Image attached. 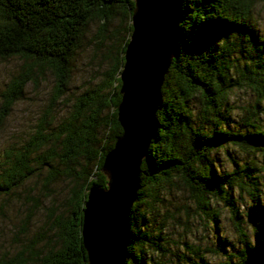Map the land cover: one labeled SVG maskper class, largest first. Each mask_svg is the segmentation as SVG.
I'll use <instances>...</instances> for the list:
<instances>
[{"label":"trees","instance_id":"obj_1","mask_svg":"<svg viewBox=\"0 0 264 264\" xmlns=\"http://www.w3.org/2000/svg\"><path fill=\"white\" fill-rule=\"evenodd\" d=\"M255 1L182 0L175 52L160 87L155 133L139 164V186L128 213L124 264H160L151 255L170 252L162 224L148 222L163 200V190L171 189L187 193L190 204L178 207L186 219L213 224L222 208L236 234L237 245L224 248V258L216 262L202 258L199 246L184 242L190 264H264V207L250 216L249 238L237 203L242 192L257 205L261 195L254 154L264 151V128L257 121L258 105L264 103V52L263 38L251 17ZM133 9V0H0V59L21 60L18 71L0 89V125L27 82L37 83L45 70L53 77L48 102L29 136L2 154L0 190L10 191L41 167L46 170L44 192L59 176L67 190L58 211L48 209L43 225L48 222L46 230L52 232L46 250L34 248L37 239L45 236L42 225L38 238L24 245L8 264H87L80 235L82 210L89 187L106 186L101 171L104 156L122 133L117 119L119 73L133 29ZM91 21L97 24L96 48L106 41L107 64L99 81L78 94L67 115L54 123L53 105L65 93L69 61ZM108 25L114 29L106 34ZM234 88L248 90L253 97L242 109L237 127L229 126L228 98ZM193 98L198 105L194 113L189 107ZM229 147L251 155L246 160L230 158L232 167L219 170L213 154ZM28 200L29 207L38 206L34 197ZM175 215L165 211L161 220L178 223Z\"/></svg>","mask_w":264,"mask_h":264},{"label":"rangeland","instance_id":"obj_2","mask_svg":"<svg viewBox=\"0 0 264 264\" xmlns=\"http://www.w3.org/2000/svg\"><path fill=\"white\" fill-rule=\"evenodd\" d=\"M251 17L255 31L263 38L264 52L263 0L255 1ZM96 28L97 24L94 21L89 22L80 37L78 47L74 50L73 56L69 61L70 76L67 88L65 93L53 105L51 112L54 117V123L67 115L73 99L78 94L93 87L99 81L101 72L107 64L104 58V44H106V41L103 42L99 50L95 46ZM106 29V34H108L114 28L108 25ZM20 64L21 60L17 57L0 59V89L9 76L18 71ZM52 84L53 77L48 70L44 71L43 78L38 79L37 83L29 81L25 84L21 97L12 104L10 112L2 122V125H0V163L4 160L2 154L4 155L6 149L18 147L29 136L36 118H38L48 102ZM228 102L232 105V122L229 123V126L237 127L244 115L242 109L253 102V97L248 90L234 88L229 94ZM197 106L195 98L189 101V107L193 113L196 112ZM258 110L257 121L259 126L264 128V103L258 105ZM250 155H245L238 152L236 148L229 147L227 152L224 148L216 150L213 157L219 170H228L232 167L230 158L235 157L237 160H246ZM254 161L260 167L258 172V190L261 195L259 196V202H257L258 205L245 192H242L237 199L239 208L243 212L249 238H251V234L249 233L248 221L252 219L250 216L259 208L264 207V151L256 152ZM2 166L0 165V167ZM45 171V167H41L40 171H34L21 184L13 187L10 191L0 190V264H8L16 252L21 250L24 245L37 239L36 234L40 233V230L42 231L41 226L47 220L48 209L53 208L57 212L62 205L67 191L65 179L61 176L53 179L44 192L43 179ZM161 195V200H163L155 205L157 215L152 211L151 214L154 213V215L147 222L153 226L162 224L161 234L168 241L169 244L167 245L170 252L164 256L155 253L154 256L151 255L152 261L156 259L160 264H190V252L183 246V243L186 242L187 244L192 243L199 246L202 258L209 262H216L224 258L222 253L224 248L237 245L236 234L227 220L225 209L221 208L219 218L215 223L212 224L211 221L203 223L199 219H186L182 207L178 209L179 205L190 204L185 191L171 189L166 192V190H163ZM28 196L37 199L38 206L36 208L33 205L29 207L30 200H28ZM165 211L174 215L175 211H177L178 214L176 213L177 216H175L178 217V223L172 222L171 218L162 222L161 219ZM28 212L31 213L26 222L25 215ZM256 219L255 217L253 220L256 221ZM261 221L264 222V218H261ZM24 224L26 225L24 226ZM47 226H49L48 222L44 226L45 232L43 233H45V236L35 242L34 248L36 250H46V242L52 232L51 230H46ZM179 242H182L181 248L178 247ZM205 247L214 249V252L204 250ZM181 254H183L182 258L179 257Z\"/></svg>","mask_w":264,"mask_h":264},{"label":"water","instance_id":"obj_3","mask_svg":"<svg viewBox=\"0 0 264 264\" xmlns=\"http://www.w3.org/2000/svg\"><path fill=\"white\" fill-rule=\"evenodd\" d=\"M133 1V29L119 73L117 119L122 133L104 156L106 186H90L82 210L80 235L87 264H124L139 164L155 133L160 87L175 52L182 14V0Z\"/></svg>","mask_w":264,"mask_h":264},{"label":"bare ground","instance_id":"obj_4","mask_svg":"<svg viewBox=\"0 0 264 264\" xmlns=\"http://www.w3.org/2000/svg\"><path fill=\"white\" fill-rule=\"evenodd\" d=\"M116 220H114L113 222H115Z\"/></svg>","mask_w":264,"mask_h":264}]
</instances>
